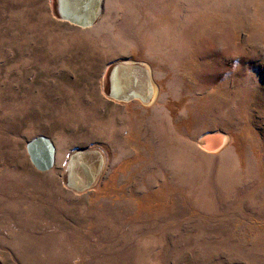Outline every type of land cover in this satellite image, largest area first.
<instances>
[{
    "label": "rangeland",
    "instance_id": "obj_1",
    "mask_svg": "<svg viewBox=\"0 0 264 264\" xmlns=\"http://www.w3.org/2000/svg\"><path fill=\"white\" fill-rule=\"evenodd\" d=\"M58 3L0 0V264H264V0H103L90 27ZM117 62L150 101L110 95Z\"/></svg>",
    "mask_w": 264,
    "mask_h": 264
},
{
    "label": "water",
    "instance_id": "obj_2",
    "mask_svg": "<svg viewBox=\"0 0 264 264\" xmlns=\"http://www.w3.org/2000/svg\"><path fill=\"white\" fill-rule=\"evenodd\" d=\"M103 0H59L62 16L81 27L94 25L102 11ZM153 86L148 69L135 63L117 62L110 74V95L120 100L138 98L151 100ZM30 161L39 171L54 166L56 147L47 135H39L26 143ZM103 164L97 150L79 149L71 155L68 163L70 184L84 190L95 181Z\"/></svg>",
    "mask_w": 264,
    "mask_h": 264
},
{
    "label": "bare ground",
    "instance_id": "obj_3",
    "mask_svg": "<svg viewBox=\"0 0 264 264\" xmlns=\"http://www.w3.org/2000/svg\"><path fill=\"white\" fill-rule=\"evenodd\" d=\"M154 30H155V29H154ZM186 42H188V41L186 40ZM189 42H190V41H189ZM183 48H184V47H183ZM183 48H182V49H183Z\"/></svg>",
    "mask_w": 264,
    "mask_h": 264
},
{
    "label": "flooded vegetation",
    "instance_id": "obj_4",
    "mask_svg": "<svg viewBox=\"0 0 264 264\" xmlns=\"http://www.w3.org/2000/svg\"><path fill=\"white\" fill-rule=\"evenodd\" d=\"M134 99H138V98H134Z\"/></svg>",
    "mask_w": 264,
    "mask_h": 264
}]
</instances>
